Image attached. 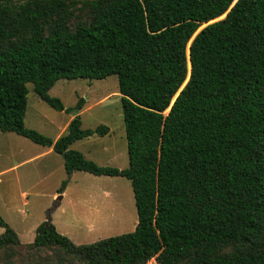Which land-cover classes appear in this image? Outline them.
Wrapping results in <instances>:
<instances>
[{"label":"trees","instance_id":"1","mask_svg":"<svg viewBox=\"0 0 264 264\" xmlns=\"http://www.w3.org/2000/svg\"><path fill=\"white\" fill-rule=\"evenodd\" d=\"M110 75L125 168L70 148L109 128H81L83 97L65 107L49 94L59 79ZM28 83L73 115L55 140L24 125ZM1 132L51 147L68 177L132 187V231L77 245L48 219L26 248L55 246L80 264H264V0H0ZM0 227V251L20 246Z\"/></svg>","mask_w":264,"mask_h":264},{"label":"rangeland","instance_id":"2","mask_svg":"<svg viewBox=\"0 0 264 264\" xmlns=\"http://www.w3.org/2000/svg\"><path fill=\"white\" fill-rule=\"evenodd\" d=\"M86 14L80 12L76 20ZM27 88L24 125L55 140L72 114L56 110L40 99L31 83ZM49 94L58 97L65 107L83 97L81 128L94 129L100 124L109 128L102 136L93 134L89 141H81L84 157L101 166H128L116 75L91 81L59 79ZM45 149L14 132L0 133V217L21 243L0 251V264H80L55 246L26 248L34 238L36 226L44 220L50 219L58 232L77 245L135 228L137 213L129 179L74 171L70 180L62 156L54 151L45 153ZM66 179L63 196L58 190ZM3 232L0 227V234ZM147 264H156L155 259Z\"/></svg>","mask_w":264,"mask_h":264},{"label":"crops","instance_id":"3","mask_svg":"<svg viewBox=\"0 0 264 264\" xmlns=\"http://www.w3.org/2000/svg\"><path fill=\"white\" fill-rule=\"evenodd\" d=\"M80 113H81V111H80ZM72 117H73V115H70V116L68 117V119L66 120L64 126H63L62 129L60 130V134L57 135L58 137L66 132L67 124H68V122L70 121V119H71ZM1 133H2V132H1ZM58 137H56V139H57ZM90 137H91V136H88V137H85V138H82V139H78V140L74 141L73 143H71L69 147L72 148V149L78 150V151H80V152L82 153V152H83V149L80 147V146H81V141H89V140H90V139H89ZM86 143H87V142H86ZM41 146H42V145H41ZM44 147L46 148L45 151H44L45 153H46V152L51 153V151H53V149H52L51 147H46V146H44ZM87 150H88V149H87ZM87 154H89V153H87ZM0 156H1V155H0ZM75 171H79V170H75ZM73 175H74V171L70 174V177H69L70 180H72ZM65 190H66V189H65ZM65 190L62 192L63 196H64L65 193H66ZM32 240H33V239H32Z\"/></svg>","mask_w":264,"mask_h":264},{"label":"water","instance_id":"4","mask_svg":"<svg viewBox=\"0 0 264 264\" xmlns=\"http://www.w3.org/2000/svg\"><path fill=\"white\" fill-rule=\"evenodd\" d=\"M225 15H226V14H224V16H225ZM224 16H223V17H224ZM193 37H194V36H193ZM192 39H193V38H192ZM192 39H191V40H192ZM191 40H190V41H191ZM187 80H188V79H187ZM187 80L184 82V84L182 85V87L185 85V83L187 82ZM182 87H181V88H182ZM174 99H175V98H174ZM174 99H173V100H174ZM169 109H170V107H169L168 110L165 112V114L169 111Z\"/></svg>","mask_w":264,"mask_h":264}]
</instances>
